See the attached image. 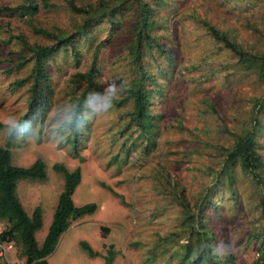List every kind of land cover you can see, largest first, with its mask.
Instances as JSON below:
<instances>
[{
    "label": "rangeland",
    "instance_id": "rangeland-1",
    "mask_svg": "<svg viewBox=\"0 0 264 264\" xmlns=\"http://www.w3.org/2000/svg\"><path fill=\"white\" fill-rule=\"evenodd\" d=\"M68 1L51 0L32 24L26 17H0V121L8 125L0 128V147L9 145L14 165L27 167L37 158L47 165V179L19 180L17 194L29 212L41 207L46 214L45 225L38 230L45 234L64 188V176L54 169L60 162L71 170L82 167L76 205L98 204L96 212L72 222L49 256L50 264H105L110 251L113 264H178L181 244L196 240L182 231L188 229L184 204L189 212H203L220 255L232 251L239 264H257L259 244L249 241L248 234L262 223L261 190L239 168L234 169L233 184L221 169L227 150L245 130H254L264 154V82L255 69L240 66L205 22L228 32L243 48L264 52V0H146L154 7L151 33L159 45L144 51L142 60L158 85L150 106L157 124L152 141L131 118L135 102L128 92L137 78L130 50L138 9L133 2L122 8L112 1L117 28L108 18L98 20L88 36L76 37L77 56L72 47H64L49 59L51 105L41 119L28 116L25 135L30 145L13 142L9 131L29 106L33 62L26 44L53 43L33 27L75 34L83 16L74 15ZM98 1L76 0L84 6ZM22 2L0 0L1 5ZM96 53L104 90L119 96L110 112L96 118L89 132L80 136V161L62 124L83 89L77 75L90 68ZM94 103L90 100V107ZM83 241L99 255L92 257ZM6 261L26 264L17 246Z\"/></svg>",
    "mask_w": 264,
    "mask_h": 264
},
{
    "label": "trees",
    "instance_id": "trees-1",
    "mask_svg": "<svg viewBox=\"0 0 264 264\" xmlns=\"http://www.w3.org/2000/svg\"><path fill=\"white\" fill-rule=\"evenodd\" d=\"M112 1L118 2L122 8L127 7L129 3L136 4L138 9L137 18L134 22V32L136 39L131 46V56L133 65L136 69L137 78L128 90L129 98L135 102L132 120L147 138L152 136V127L155 124L154 115L150 112L151 100L157 93V81L151 76L142 63L144 51L152 52L158 47L155 37L152 35L153 11L154 7L146 0H99L89 5H79L76 0H69L68 5L74 15H81V22L76 26L75 34L53 33L45 29L34 28L37 33H42L53 40L52 44L26 47L31 53L30 60L33 62V68L30 75L32 80L29 89V106L25 116L20 119L23 123L30 115L33 119L45 117L49 106L51 105L54 89L52 85V76L49 74L47 65L57 51L62 48H70L74 55H78L79 50L75 47L77 36H88L92 24L103 18L111 20L112 28H117L118 22L115 20V7L111 5ZM41 4L37 0H24L17 5H1L0 17L19 16L29 18L32 24V18L40 12L41 7L52 5L51 0H42ZM34 26V25H32ZM209 32L227 48H229L237 57V61L245 70L255 69L264 82V52L254 53L243 48L240 44L233 41L226 31H220L210 22H205ZM25 42V40H24ZM167 58L172 62L173 55L166 48ZM101 69L99 68L98 54L93 57L90 68L85 72H79L77 75V84L83 85L80 94L76 99L74 109L70 117L63 122L62 126L67 131V140L72 143L76 150V155L80 161L83 157L79 155V142L82 134L89 132L91 123L87 129L81 128L90 110L87 97L92 93L104 90L99 80ZM28 80L27 78L18 81L17 84ZM151 84L153 88H147ZM38 117V118H37ZM8 127L7 124L0 121V128ZM83 131V132H82ZM79 135H76L77 133ZM150 141L151 138H150ZM239 168L247 173L254 183L261 190V217L262 223L259 227L253 228L248 234L249 241H255L259 244L257 264H264V154L260 152L257 144V135L254 130H245L238 135L234 144L227 150L224 166L221 169L222 176L228 174L230 184H233L234 169ZM54 169L64 176V188L59 196L58 205L55 209L52 223L47 236L42 244L38 243L36 233L43 226V212L41 207H37L32 215L26 211L19 195L17 194L18 181L28 179L32 181L47 179V165L43 158H37L30 166H18L12 163V152L9 145L0 147V220L5 222L6 228L2 234V239H8L14 242L15 246L21 248L23 257L26 258V264H49L48 257L56 250L60 238L68 230L72 222L78 218L93 214L98 209L96 202H89L81 206L76 205L74 193L82 181V167L69 169L64 163H56ZM123 198L122 195L117 194ZM125 202V201H124ZM184 204V203H183ZM210 206L217 204L210 203ZM186 223L188 229L182 228L187 232L190 238L195 236L194 241L187 244H181L178 264H239L236 252L229 251L220 255L215 250L213 239L215 236L203 217V212H189V207L185 206ZM216 214H219L217 211ZM160 240H165L160 237ZM82 246L88 253L94 257L99 252L87 242L83 241ZM114 253L105 257V264H113Z\"/></svg>",
    "mask_w": 264,
    "mask_h": 264
},
{
    "label": "clouds",
    "instance_id": "clouds-1",
    "mask_svg": "<svg viewBox=\"0 0 264 264\" xmlns=\"http://www.w3.org/2000/svg\"><path fill=\"white\" fill-rule=\"evenodd\" d=\"M118 96L119 93L112 92L109 89H105L99 93H92L90 97H87V100L94 101L95 103L94 106L90 107L91 115L87 117L81 124V128L85 131L88 125L92 123L96 118L107 115L114 106V103L118 99ZM29 124L30 121L28 120H24L23 123H18L13 129L9 131L8 138L13 142H18L19 144H24L25 146L30 145L31 142L27 141L25 135L26 129L28 128ZM82 132H79L76 135H79Z\"/></svg>",
    "mask_w": 264,
    "mask_h": 264
},
{
    "label": "built area",
    "instance_id": "built-area-1",
    "mask_svg": "<svg viewBox=\"0 0 264 264\" xmlns=\"http://www.w3.org/2000/svg\"><path fill=\"white\" fill-rule=\"evenodd\" d=\"M6 228L5 222L0 220V264H18L7 262L8 254L14 249V242L8 239H2V234Z\"/></svg>",
    "mask_w": 264,
    "mask_h": 264
},
{
    "label": "crops",
    "instance_id": "crops-1",
    "mask_svg": "<svg viewBox=\"0 0 264 264\" xmlns=\"http://www.w3.org/2000/svg\"><path fill=\"white\" fill-rule=\"evenodd\" d=\"M19 197H20V196H19ZM20 199H21V197H20ZM21 201H22V203H23V205H24L26 211L28 212V214H29V215H32L33 212H34V210H32V211L29 212L28 208L26 207L25 202H24L22 199H21ZM54 212H55V211H54ZM54 212H53V214H52V218H50L51 221H50V224H49V225H51V223H52L53 216H54ZM48 217H51V216L48 215ZM45 218H46V214L43 213V226L45 225V224H44V222H45ZM43 226H42V228H41L39 231H41V230L43 229ZM49 228H50V226H49ZM49 228L46 227V232H45V234H43V233H39V231H38V233H37V235H36V238H37L39 244H42V243L44 242V240H45V238H46V236H47V233H48V231H49ZM67 232H68V230H67L66 232L63 233L64 235L62 234V236H61V238H60V241H59V243H58L57 246L60 245V243L62 242V240H63V239L65 238V236L67 235ZM65 234H66V235H65ZM39 236H40V238H39ZM9 261H10V260H9ZM48 261H49V264H50V259H49V257H48Z\"/></svg>",
    "mask_w": 264,
    "mask_h": 264
}]
</instances>
